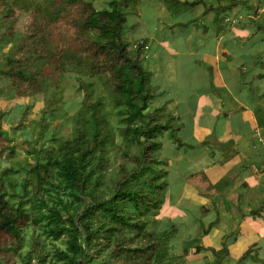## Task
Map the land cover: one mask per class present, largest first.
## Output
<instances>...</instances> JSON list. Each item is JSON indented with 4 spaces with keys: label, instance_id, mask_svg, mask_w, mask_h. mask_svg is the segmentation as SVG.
<instances>
[{
    "label": "trees",
    "instance_id": "obj_1",
    "mask_svg": "<svg viewBox=\"0 0 264 264\" xmlns=\"http://www.w3.org/2000/svg\"><path fill=\"white\" fill-rule=\"evenodd\" d=\"M92 1L39 0L33 6L29 1L23 5L27 0H0V46L13 42L22 47L18 57H3L0 48V95L30 98L19 124L23 125L34 101L43 96L35 82L45 65L59 70L55 90L62 86L61 78L69 74L78 80L83 93L82 107L73 117L74 134L60 141L57 152L30 148L33 143L27 137L19 144L16 126L11 129L13 136L7 137L8 143L0 146V156L5 158L15 157L17 147L25 145L26 152L37 156L27 166L0 168V251L18 255L21 264H183L190 252L200 253L206 248L200 238L189 234L182 252H177L176 239L183 223L172 218L167 227L159 228L157 216L166 208L171 185L166 167L170 161L159 159L156 151L163 146L160 136L169 130L179 150L193 145L179 138L177 129L172 128L180 119L170 113L168 119H162L164 106L152 105L160 86L155 85V73L144 63L148 40L142 36L132 39L133 30L127 32L126 27L128 13H133L142 0H109L101 9L93 8ZM161 1L174 12L203 3ZM223 2L210 7L205 2L206 11L214 10L219 30L223 22L232 21L234 7L241 5V9L258 14V6H250L248 0ZM74 6L82 10L70 20L76 31L65 33L64 47L58 50L51 30L43 24L68 16ZM17 9L35 15L23 29L17 28ZM198 18L178 24L184 28ZM252 21L260 25L256 19ZM48 76L55 78V74ZM27 81L30 86H24ZM108 105L113 107L115 125L108 117ZM9 111L0 109V130ZM48 113L52 109L45 107L37 121L41 127L38 138L50 126ZM115 147L116 157L129 159L113 168L111 151ZM21 171L25 175L20 179L17 175ZM201 221L196 218L190 226L193 230L202 228ZM215 221L203 229L204 234ZM48 235L65 241V247L53 240L55 251L48 249ZM210 250L214 257L205 264H222L229 253L227 243ZM0 264H10L9 257L0 255Z\"/></svg>",
    "mask_w": 264,
    "mask_h": 264
},
{
    "label": "crops",
    "instance_id": "obj_2",
    "mask_svg": "<svg viewBox=\"0 0 264 264\" xmlns=\"http://www.w3.org/2000/svg\"><path fill=\"white\" fill-rule=\"evenodd\" d=\"M248 4L258 6V14L241 9V5L234 7L230 12L232 21L223 22L220 30L211 18L213 27L209 28L216 30L213 36L200 35L205 46L188 45L194 35L191 24H195L189 22L182 32L158 37L150 54L156 63L167 53L174 57L167 61L166 81L155 78L160 88L152 105L164 106V111L176 119H183L182 113L189 116L194 139L185 141L193 145L188 150L183 148L185 153L207 149L177 183H171L168 177L171 187L167 203L174 198L173 186L184 180V203L178 200L177 208L181 211L182 204L185 211L180 215L178 210V220H173L190 225L196 218L201 219L205 226L194 237L201 239L207 251L227 243L229 253L222 264L226 260L233 264H264V38L260 36L264 32V0H249ZM211 13L214 10L203 11L204 15ZM204 28L202 32L208 35ZM149 46L152 48L150 43ZM177 56L185 61L183 72L177 65ZM188 58L191 60L187 63ZM180 73H185L181 85ZM194 127L198 137L193 134ZM190 215L193 216L188 219ZM214 220L213 227L204 234L203 229ZM199 254L190 252L183 264H202L197 259Z\"/></svg>",
    "mask_w": 264,
    "mask_h": 264
},
{
    "label": "rangeland",
    "instance_id": "obj_3",
    "mask_svg": "<svg viewBox=\"0 0 264 264\" xmlns=\"http://www.w3.org/2000/svg\"><path fill=\"white\" fill-rule=\"evenodd\" d=\"M29 2L33 3V6H36V1L39 0H27L23 5H27ZM43 1V0H41ZM109 0H94L92 1V6L95 9H101L108 6ZM193 1V0H189ZM225 1L223 3L227 4L228 0H221ZM227 1V2H226ZM249 1V0H248ZM208 3V6L213 4L219 3V0H203V3L197 5L196 7L189 8L187 10H183L182 12H174L172 9H169L167 5H165L164 2L161 0H142L141 3L133 10V13H128V22L126 24V27L129 29L128 31H132L133 38L138 37H146L145 39L148 40V47L149 43L152 45V48L150 47L148 53V59L144 60L145 66L149 65V69H153V72L156 74L154 77L156 80L158 79L160 82L166 81L167 74H165L166 71V65L167 61L169 59L173 58L169 53L166 54L165 59H162L159 61V63H156L150 54L153 52L154 45H156L158 37L159 39L161 37L167 38L170 37L169 35L175 34L176 31L182 32L183 28L180 27L178 24L179 22L183 21H189L193 17H199L198 20L195 22V24H191L194 27L191 28V32L194 33L188 40V45H195L197 48L199 45L205 46L206 41L202 37H208L213 36L215 34V30L213 31L209 28L211 25L213 27L212 19L214 18V14H208L204 15L203 11L205 10V5ZM44 9L40 11V13L44 14ZM72 11L69 13L68 16L57 20L53 22H44V26L48 27V29L51 30V37L54 39L55 47L60 50L62 47H64V39L63 36L67 31L70 33L76 31V26L74 24H70V20L75 15L82 14V10L80 6H74ZM17 13L20 16L19 23L17 24V28L25 27L26 25H29L32 22V19L35 15L31 14L29 10L26 9H17ZM37 11V9H36ZM16 13V14H17ZM242 15H245V12L242 13ZM262 16V15H260ZM212 18V19H211ZM172 24V27H168V24ZM215 24V23H214ZM216 25V24H215ZM208 28V35L202 32L204 27ZM205 31V28H204ZM206 32V31H205ZM212 34V35H210ZM200 35L202 37L200 38ZM260 36L264 38V32L260 33ZM1 52L3 57L7 56H20L22 47H17L13 42L8 43L5 47H1ZM190 52H193L194 50H189ZM184 55V54H183ZM150 56V57H149ZM147 57V56H146ZM180 56H177L178 59V67L181 69V72H183L186 68L185 61L182 58H179ZM191 59H187V63ZM162 61H165L164 63ZM176 61V60H175ZM156 69V70H155ZM55 74V78L53 77V80L50 79L48 75ZM56 75H59V70L51 65H45L43 69V73L41 76L37 78V81L35 82V85L40 89V91L43 93V96H41L39 99L34 101L33 107L28 114V119L24 120L22 123L23 125H20L21 123V116H22V110L24 109L25 105L30 101L29 97H18L13 99L11 95H0V109H9L10 113L6 114L3 118L2 122V130H0V146L3 144H7V137L13 136L11 134V129L13 126L17 127V133L20 134V138H18L17 142L20 144L23 142L26 137L29 138L33 145H30V148H44L49 151H55L57 152V146L59 145L60 141L66 138H72L74 134V121L73 117L75 113L81 109L82 103H83V93L79 90V82L76 80L75 77L70 76L69 74H66L63 78H61L60 83L61 87L58 90H55L54 88V82L56 81ZM180 79V85L183 83L185 79V73L181 74L179 76ZM179 79L177 77V81L179 84ZM30 82H25L24 86H30ZM170 91L171 89L168 88ZM98 92H101L100 89H98ZM167 96V95H166ZM153 102V101H152ZM153 105L154 102H153ZM47 107L48 109H52V113L49 114V121L50 126L47 129V132L45 135L41 138H38V135L40 133L41 127L38 122H40V117L42 116L41 112L42 110ZM109 114L108 117L111 120V123L115 125L117 123L115 114L113 112V107L111 105H108L107 107ZM55 111V112H54ZM54 112V113H53ZM166 112L163 115L162 119H168L169 116ZM183 119L176 120L175 123L172 124V128L177 129L176 133L178 134V137H182L181 139L184 141H188V139H194V136L191 134L192 126H189L188 118L189 116L184 113H182ZM180 123V124H179ZM182 125V127H179ZM190 125H192L190 123ZM180 128V129H178ZM13 132V131H12ZM197 133V135H196ZM193 134L198 137V129L193 128ZM160 135V134H159ZM169 131H166L164 135H161V140L163 141V146L161 149L157 150L156 152L157 157L169 159L170 164L166 165V167L169 169L170 173L168 177L170 178L171 183H177L179 181V176L182 177L185 170L191 171V168L189 165L194 164L197 162L200 158L204 156V151L207 152V149H196L193 151H190L189 153H185L183 151V148L179 150L176 145L177 142L172 138ZM118 139V138H117ZM25 146H18L16 149V156L13 158H5V156H0V168H5L6 165H13L15 167H19L21 164L25 163L26 166L28 163H33L36 160V155H31L28 152L25 151ZM117 148L115 147L111 153L112 161H113V168L119 167V165L126 159L128 161L129 157L127 158H121L119 156H115L114 153ZM134 150V149H133ZM181 151V152H180ZM118 153L121 154V150H118ZM203 154V155H202ZM18 160H21V162L17 163ZM264 164V163H263ZM170 165H172L170 167ZM25 175L24 171H21L18 173V177L21 179ZM168 178V179H169ZM181 185H175L172 188V193L174 194V198L172 197L170 201L166 204V208L164 211L161 212L157 216V220L159 221V228L163 229L167 227L169 220L172 218H175V220H178V217L175 216L177 214V211L179 210L177 201L179 200L180 203H184L183 196H184V183L185 181H181ZM11 201H15V197L11 198ZM209 201V200H208ZM193 204V203H192ZM191 204V205H192ZM180 205V204H179ZM188 206V205H186ZM175 209V211L173 210ZM180 211V210H179ZM182 211V212H181ZM181 213H184L185 209L183 205L181 204ZM189 212L187 213V215ZM195 215V213H193ZM198 214V212H197ZM193 215L187 216L188 219H191ZM181 225V224H180ZM205 226V225H204ZM182 230H180L179 237L176 239L177 247L175 248L177 252H182L183 248V241L186 238L187 235L190 233H193V236H197L200 234V228L197 230H193L192 227L189 224H185L182 227ZM37 231L41 233L44 237H46V232L43 230L42 227H38ZM197 233V235H196ZM42 237V236H41ZM42 237V238H44ZM54 238L50 235H48L46 241H47V248L51 249L52 251H55V246L53 244ZM54 242L60 246L65 247V241L62 239H56ZM27 247H25L26 251ZM175 251V250H174ZM0 255H6L9 257L10 264H21L20 258L18 255L12 253V252H6V251H0ZM213 257V251H205L203 250L201 254L198 255L197 259L201 261L202 264L207 263V259H212ZM35 264H38L37 261H34ZM187 264H189L187 262ZM225 264H233L231 260H226Z\"/></svg>",
    "mask_w": 264,
    "mask_h": 264
}]
</instances>
